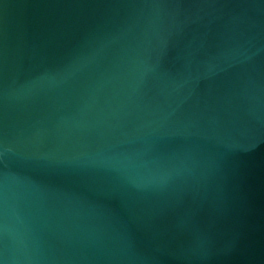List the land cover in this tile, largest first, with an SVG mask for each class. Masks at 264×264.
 <instances>
[{
	"label": "water",
	"instance_id": "1",
	"mask_svg": "<svg viewBox=\"0 0 264 264\" xmlns=\"http://www.w3.org/2000/svg\"><path fill=\"white\" fill-rule=\"evenodd\" d=\"M0 264H264V0H0Z\"/></svg>",
	"mask_w": 264,
	"mask_h": 264
}]
</instances>
